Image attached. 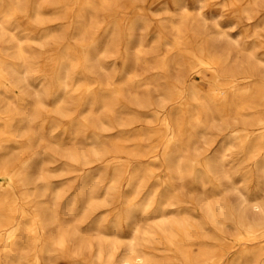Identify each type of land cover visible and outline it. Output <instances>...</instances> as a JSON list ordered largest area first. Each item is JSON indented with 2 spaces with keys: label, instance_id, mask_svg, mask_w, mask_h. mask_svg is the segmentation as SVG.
<instances>
[{
  "label": "rangeland",
  "instance_id": "obj_1",
  "mask_svg": "<svg viewBox=\"0 0 264 264\" xmlns=\"http://www.w3.org/2000/svg\"><path fill=\"white\" fill-rule=\"evenodd\" d=\"M197 1L21 0L20 26L12 34L21 39L33 67L31 76L44 100L41 111L51 114L56 88L67 84L61 139L75 159L51 158L41 176H185L191 188L203 176L214 215L209 223L211 250L222 256L223 264H233L243 248L260 249L252 264H263L264 0L253 7L249 18L241 13L245 0H237L234 6L229 5L230 0ZM36 3L48 12L43 10L35 17ZM13 5V0H0V17ZM184 10L192 15L187 25L195 21L201 33L215 39L216 48L229 51V63L219 64L215 57L204 59L195 49L175 48L171 25ZM212 21L220 25L222 34L215 32ZM129 25H133L131 33ZM254 28L257 38L250 35ZM80 48L86 51V69L79 59ZM135 50L141 55L136 65L132 62ZM94 62L103 70L92 69ZM0 67V73L5 74L4 66ZM229 71L234 72L232 77ZM129 72L132 76L127 78ZM211 73L230 81L225 93L228 104L237 101V95L248 96L253 87L259 88V92L254 90L251 107L237 105L243 116L227 115L216 103L221 90L209 79ZM1 74L0 92L23 111L28 102L23 91ZM107 83L121 92L118 103L116 94L105 91ZM191 85L209 104L211 121L206 129L194 131L190 123L192 114L202 112L193 100ZM103 99L113 102L112 119L101 107ZM89 109L101 117V123L89 115ZM178 123L183 124L180 135L176 133ZM113 145L124 149L106 153ZM26 157H19L17 164H24ZM30 160L28 176L39 186L36 169L41 158ZM60 161L65 164L63 172H49ZM8 181L1 177L0 185ZM14 192L19 203L20 192L15 187ZM256 203L261 211L254 210ZM134 244H140L139 240Z\"/></svg>",
  "mask_w": 264,
  "mask_h": 264
},
{
  "label": "bare ground",
  "instance_id": "obj_2",
  "mask_svg": "<svg viewBox=\"0 0 264 264\" xmlns=\"http://www.w3.org/2000/svg\"><path fill=\"white\" fill-rule=\"evenodd\" d=\"M236 1L228 3L234 6ZM262 1L245 0L242 15L249 18L253 7H258ZM13 2L9 12L0 17V66L5 70V74H0L9 77L12 85L23 91L28 102L23 111H18L12 98L0 92V178L10 181L0 185V264H221V261L223 264L222 256L213 252L209 244V223L214 215L209 187L203 176L198 177L192 188L185 176H74L69 179L41 176L46 171L44 165L51 158L57 161L72 158L61 139L64 130L60 125L66 119L62 107L67 84L64 82L56 88L51 114L41 111L44 100L36 89V79L31 76L33 67L21 39L12 34V30L20 26L23 12L21 0ZM43 10L48 12L36 3L35 17ZM191 16L184 10L177 23L171 25L175 48L186 52L195 49L204 59L215 57L219 64L229 63L227 49L216 48L215 39L201 33L195 21L187 25ZM199 18L203 23L208 21L201 13ZM211 26L217 34H222L216 21H212ZM132 29L133 25H129L128 32ZM250 35L257 38L259 34L254 28ZM80 49L79 59L86 69V51ZM248 54L253 59L252 52ZM237 57H233L236 60L232 63L237 62ZM140 60V53L133 51V64ZM90 66L103 70L97 62ZM233 73L227 72L231 77ZM209 75L212 83L220 85L216 103L226 109L227 115L241 117L237 105L251 107L254 104V90L259 92V88L253 87V94L248 96L237 95V101L228 104L225 93L230 88V81L214 73ZM126 76L130 78L132 73ZM109 86L107 83L105 91L111 96L116 94L118 103L121 92ZM190 89L202 111L192 114L190 123L194 131L206 129L211 121L207 116L209 104L196 93L193 85ZM112 103L106 99L101 101L109 119L113 117ZM89 115L101 123V117L92 109H89ZM82 127L85 129L86 125L82 124ZM176 133H183L182 123L176 125ZM122 149L113 145L105 152L115 153ZM24 154L27 161L18 165L19 157ZM34 156L41 158L36 169L39 186H34L28 176L32 168L30 159ZM64 166L60 161L49 172L59 174ZM176 173L180 174L178 167ZM14 187L20 192L19 203ZM117 200L119 205H116ZM253 208L263 209L258 203ZM135 240L140 244L135 245ZM260 252V249L245 247L233 264H252Z\"/></svg>",
  "mask_w": 264,
  "mask_h": 264
}]
</instances>
